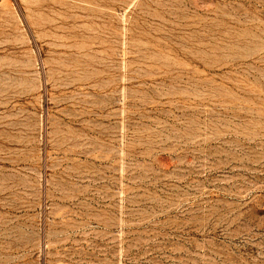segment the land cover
I'll list each match as a JSON object with an SVG mask.
<instances>
[{
	"label": "rangeland",
	"instance_id": "1",
	"mask_svg": "<svg viewBox=\"0 0 264 264\" xmlns=\"http://www.w3.org/2000/svg\"><path fill=\"white\" fill-rule=\"evenodd\" d=\"M0 264H264V0H0Z\"/></svg>",
	"mask_w": 264,
	"mask_h": 264
}]
</instances>
